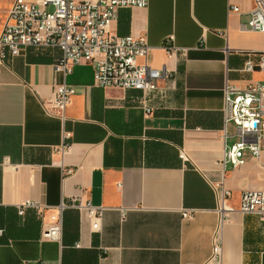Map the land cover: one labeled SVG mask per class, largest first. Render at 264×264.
I'll return each instance as SVG.
<instances>
[{
	"label": "crops",
	"instance_id": "1",
	"mask_svg": "<svg viewBox=\"0 0 264 264\" xmlns=\"http://www.w3.org/2000/svg\"><path fill=\"white\" fill-rule=\"evenodd\" d=\"M14 1L0 0V26ZM254 6L149 0L144 8H121L113 32L144 37L148 63L171 71L146 92L97 86L91 63L66 78L55 73L58 47L29 46L6 58L0 264H264V216L239 211L244 190L264 191V137L260 157L247 151L237 167L221 161L225 145L237 141L224 139L225 86L264 85V70L244 69L264 54V32L249 28ZM63 82L76 90L65 118L47 107ZM222 183L234 211H219ZM72 198L105 207L98 229L88 212L67 209L62 240H52L39 209L18 211L40 201L51 208L46 222ZM186 210L194 211L184 216ZM215 244L222 245L217 258Z\"/></svg>",
	"mask_w": 264,
	"mask_h": 264
},
{
	"label": "built area",
	"instance_id": "2",
	"mask_svg": "<svg viewBox=\"0 0 264 264\" xmlns=\"http://www.w3.org/2000/svg\"><path fill=\"white\" fill-rule=\"evenodd\" d=\"M148 4L149 0H15L6 21L0 26V67L5 65L9 55L18 56L29 46L58 47L63 55L54 64V71L65 78L77 65L86 62L94 66L97 86L145 92L155 90L161 80L171 76V71L154 68L148 63L150 46L144 37L122 36L113 32V24L121 8H144ZM232 9L238 11L239 7L232 6ZM251 13L250 30L264 32V0H255ZM166 47L173 49L171 39L167 40ZM256 67L264 70V54L258 62L249 58L244 69L253 71ZM75 91L66 82L55 83V96L47 103L49 112L65 118ZM146 111L149 113L151 109L146 107ZM223 116L224 139L235 136L237 141L225 145L222 164L243 165L247 151L254 157H260L264 137V85L258 82L240 88L227 84ZM230 124L234 125V135L228 133ZM219 187L222 190L219 211H234L227 203L231 191L223 183ZM28 208L39 209L46 237L58 241L62 240L67 209L88 212L94 219L95 229L99 228L105 210V207L95 206L90 201L72 198L69 202L62 201L45 222V211L51 209L49 206L27 200L18 206L19 214H25ZM121 211L125 216L126 210ZM193 211L186 210L183 215L190 216ZM239 211L264 216V191L244 190ZM221 251L222 245L215 244L213 257L217 258Z\"/></svg>",
	"mask_w": 264,
	"mask_h": 264
},
{
	"label": "rangeland",
	"instance_id": "3",
	"mask_svg": "<svg viewBox=\"0 0 264 264\" xmlns=\"http://www.w3.org/2000/svg\"><path fill=\"white\" fill-rule=\"evenodd\" d=\"M231 130H234V127L231 126Z\"/></svg>",
	"mask_w": 264,
	"mask_h": 264
}]
</instances>
